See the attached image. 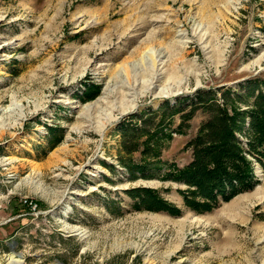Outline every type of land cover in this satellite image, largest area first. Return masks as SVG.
I'll list each match as a JSON object with an SVG mask.
<instances>
[{
  "label": "rangeland",
  "instance_id": "374dc122",
  "mask_svg": "<svg viewBox=\"0 0 264 264\" xmlns=\"http://www.w3.org/2000/svg\"><path fill=\"white\" fill-rule=\"evenodd\" d=\"M257 77L264 0H0V264H264V164L254 190L198 214L184 184L120 162L140 157L124 119L181 98L160 158L185 167L199 97L247 109ZM138 187L181 214L135 209Z\"/></svg>",
  "mask_w": 264,
  "mask_h": 264
},
{
  "label": "trees",
  "instance_id": "16d2710c",
  "mask_svg": "<svg viewBox=\"0 0 264 264\" xmlns=\"http://www.w3.org/2000/svg\"><path fill=\"white\" fill-rule=\"evenodd\" d=\"M243 87L247 89V109L236 105L228 108V101L243 102L245 96L231 90L220 89L221 97L212 94L199 97L197 101L207 105L209 117L200 132L187 143L192 150V160L185 167L160 158V147L167 137H172V119L186 106L182 103L185 99L181 98L175 105L167 102L155 110L124 119L120 128L123 150L130 157H135L136 153L140 157L120 162L132 178L149 179L158 174L162 179L184 184L187 187L181 192L184 205L198 214L211 212L221 203L254 190L258 184L255 166L264 164V78H254ZM189 101L193 105L196 99ZM179 128L180 125L175 131H180ZM126 193L137 210L181 214L177 206L155 189L138 187Z\"/></svg>",
  "mask_w": 264,
  "mask_h": 264
},
{
  "label": "bare ground",
  "instance_id": "6f19581e",
  "mask_svg": "<svg viewBox=\"0 0 264 264\" xmlns=\"http://www.w3.org/2000/svg\"><path fill=\"white\" fill-rule=\"evenodd\" d=\"M235 208L237 209V207H235ZM232 210H233V208H232ZM238 210H239V209H238ZM238 210H237V211H238ZM234 211H236V210H234Z\"/></svg>",
  "mask_w": 264,
  "mask_h": 264
}]
</instances>
